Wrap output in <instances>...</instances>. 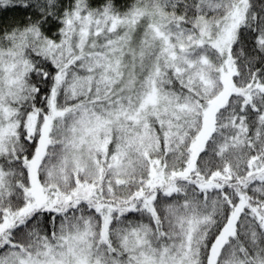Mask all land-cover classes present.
<instances>
[{"label": "snow or ice", "instance_id": "6c2138e0", "mask_svg": "<svg viewBox=\"0 0 264 264\" xmlns=\"http://www.w3.org/2000/svg\"><path fill=\"white\" fill-rule=\"evenodd\" d=\"M0 264H264V0H0Z\"/></svg>", "mask_w": 264, "mask_h": 264}]
</instances>
